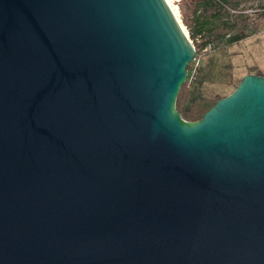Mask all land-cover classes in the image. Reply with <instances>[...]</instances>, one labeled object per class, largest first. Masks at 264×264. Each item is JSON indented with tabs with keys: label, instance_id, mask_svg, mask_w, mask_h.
Instances as JSON below:
<instances>
[{
	"label": "water",
	"instance_id": "95a60500",
	"mask_svg": "<svg viewBox=\"0 0 264 264\" xmlns=\"http://www.w3.org/2000/svg\"><path fill=\"white\" fill-rule=\"evenodd\" d=\"M165 0H0V264H264V76L198 121Z\"/></svg>",
	"mask_w": 264,
	"mask_h": 264
},
{
	"label": "trees",
	"instance_id": "16d2710c",
	"mask_svg": "<svg viewBox=\"0 0 264 264\" xmlns=\"http://www.w3.org/2000/svg\"><path fill=\"white\" fill-rule=\"evenodd\" d=\"M240 6L241 1L233 0L195 2L191 21L188 23L182 20V24L195 46L196 58L209 45H212L213 50L223 49L249 38L254 31L259 32L264 29V8L250 15ZM193 62L189 65V71ZM250 73L264 76V72L254 66L250 67L246 74ZM243 77L239 80L233 78L223 80L222 90L214 91L206 87L207 83L216 82L212 62L201 65L197 68L194 77L191 78L189 75L181 87L176 100V109L185 120L198 121L218 100L231 94Z\"/></svg>",
	"mask_w": 264,
	"mask_h": 264
},
{
	"label": "rangeland",
	"instance_id": "374dc122",
	"mask_svg": "<svg viewBox=\"0 0 264 264\" xmlns=\"http://www.w3.org/2000/svg\"><path fill=\"white\" fill-rule=\"evenodd\" d=\"M197 0H187L181 6V15L179 19L190 22L192 11ZM241 1V8L245 12L254 15L261 8H264V0H233ZM250 10H253L252 12ZM183 22V21H182ZM199 57L194 60L193 66L190 69L208 62H212V71L215 76V83H207L206 87L214 91L222 90L221 82L226 79L233 78L239 80L247 75L249 68L254 66L264 72V29L262 31H254L249 38L229 45L226 48L216 50H202ZM212 59V61H209ZM196 68V70H197ZM196 73V72H195Z\"/></svg>",
	"mask_w": 264,
	"mask_h": 264
},
{
	"label": "built area",
	"instance_id": "2783aa9c",
	"mask_svg": "<svg viewBox=\"0 0 264 264\" xmlns=\"http://www.w3.org/2000/svg\"><path fill=\"white\" fill-rule=\"evenodd\" d=\"M169 1L172 4V6L176 9L178 15H181V11H182L181 6L185 2V0H169ZM250 11L252 12L253 10H250ZM180 23L182 24L181 20H180ZM208 49L213 50L212 45L207 46V48L205 50H208ZM194 60L196 61V58ZM197 66L198 65L196 64V67L193 69V71L192 70H191V72L188 71V76L190 75L191 78L194 77Z\"/></svg>",
	"mask_w": 264,
	"mask_h": 264
},
{
	"label": "bare ground",
	"instance_id": "6f19581e",
	"mask_svg": "<svg viewBox=\"0 0 264 264\" xmlns=\"http://www.w3.org/2000/svg\"><path fill=\"white\" fill-rule=\"evenodd\" d=\"M165 2H166V4L168 5V7L170 8V10L172 11L173 15L176 17V19H178V21H180V19H179V15H178L176 9H175V8L172 6V4L170 3V1H169V0H165ZM186 34H187V32H186ZM187 35H188V34H187Z\"/></svg>",
	"mask_w": 264,
	"mask_h": 264
},
{
	"label": "crops",
	"instance_id": "0c3cea01",
	"mask_svg": "<svg viewBox=\"0 0 264 264\" xmlns=\"http://www.w3.org/2000/svg\"><path fill=\"white\" fill-rule=\"evenodd\" d=\"M185 1H187V0H185ZM194 10V9H193ZM192 13H193V11H192ZM191 18H192V15H191ZM191 21V20H190Z\"/></svg>",
	"mask_w": 264,
	"mask_h": 264
}]
</instances>
